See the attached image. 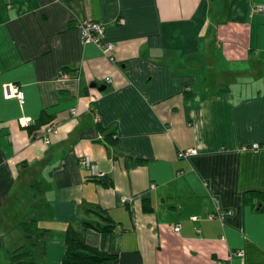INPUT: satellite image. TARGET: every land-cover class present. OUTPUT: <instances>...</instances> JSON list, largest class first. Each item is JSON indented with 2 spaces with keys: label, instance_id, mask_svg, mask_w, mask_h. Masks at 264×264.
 <instances>
[{
  "label": "crops",
  "instance_id": "crops-1",
  "mask_svg": "<svg viewBox=\"0 0 264 264\" xmlns=\"http://www.w3.org/2000/svg\"><path fill=\"white\" fill-rule=\"evenodd\" d=\"M258 4L0 0V264L36 240L38 263L60 264L67 225L105 223L96 206L115 224L83 226L88 244L115 255L100 264H264ZM86 19L102 22L109 52L82 40ZM5 82L20 86L22 104ZM41 111L55 131L45 134L46 122L30 133ZM248 190L262 195L246 200ZM30 218L40 234L19 229Z\"/></svg>",
  "mask_w": 264,
  "mask_h": 264
},
{
  "label": "trees",
  "instance_id": "trees-1",
  "mask_svg": "<svg viewBox=\"0 0 264 264\" xmlns=\"http://www.w3.org/2000/svg\"><path fill=\"white\" fill-rule=\"evenodd\" d=\"M52 115L41 111L38 117L32 124H28L26 127L30 133L34 131L40 125L49 122ZM105 136L109 141L113 142L111 138L112 132L105 133ZM252 195L261 196V192L248 190L245 193V199H249ZM143 209L149 211L152 209L151 204L148 201H143ZM89 211H92L105 221L104 224L91 223L84 221L82 224L92 226L96 229L110 231L114 227L112 219L106 214V211L99 206L90 207ZM83 226L75 227L71 224L67 225L64 230V243L65 250L61 257L60 264H100L107 260H112L115 255L104 250L99 249L96 246L88 244L83 235ZM19 229L28 236L40 234L44 228L39 226L35 218L20 220L18 222ZM41 241L36 240L28 247L24 244H20L14 248L7 250V264H39L37 259L34 258L35 248L41 246ZM1 246V241H0Z\"/></svg>",
  "mask_w": 264,
  "mask_h": 264
},
{
  "label": "built area",
  "instance_id": "built-area-1",
  "mask_svg": "<svg viewBox=\"0 0 264 264\" xmlns=\"http://www.w3.org/2000/svg\"><path fill=\"white\" fill-rule=\"evenodd\" d=\"M257 10H264V6L262 4H258L255 6ZM78 27L81 32V38L83 41H92L96 43L104 52H109L114 43L112 41H105L103 39V32H104V27L101 21L98 20H93V19H86V20H81L78 22ZM111 56V55H110ZM62 76H66L67 73L61 71L60 72ZM109 80V78H107ZM3 93L7 97H13L15 98L18 103L22 104L24 102V94L23 91L21 90L20 86L16 84L15 82H5L3 84ZM73 112L75 110H72ZM52 131H55V124L53 122H47L45 126V134L50 133ZM45 141H48V136H44ZM259 144L253 143L252 147H257ZM195 148L189 147V148H184L178 151L179 156H186L190 153H194ZM82 162L90 168L92 171H96V164L90 160L88 156H85L82 159ZM97 173H102L101 171ZM125 198H122L124 200ZM219 209L217 206L215 207V210L217 211ZM230 210H226V212H229ZM224 214V213H223ZM222 215V213H221ZM174 230L179 229V225L175 224L174 225ZM232 254L236 255H241L242 254V249H236L232 252ZM229 258L230 256H227L225 259L221 260L219 264H229Z\"/></svg>",
  "mask_w": 264,
  "mask_h": 264
},
{
  "label": "rangeland",
  "instance_id": "rangeland-1",
  "mask_svg": "<svg viewBox=\"0 0 264 264\" xmlns=\"http://www.w3.org/2000/svg\"><path fill=\"white\" fill-rule=\"evenodd\" d=\"M208 73L211 74V75H213V77H214L215 74H221V69H220L219 67H214V66H212V67L208 70Z\"/></svg>",
  "mask_w": 264,
  "mask_h": 264
},
{
  "label": "water",
  "instance_id": "water-1",
  "mask_svg": "<svg viewBox=\"0 0 264 264\" xmlns=\"http://www.w3.org/2000/svg\"><path fill=\"white\" fill-rule=\"evenodd\" d=\"M92 85H94V83ZM103 87H104L103 85L98 86L99 89H102Z\"/></svg>",
  "mask_w": 264,
  "mask_h": 264
}]
</instances>
